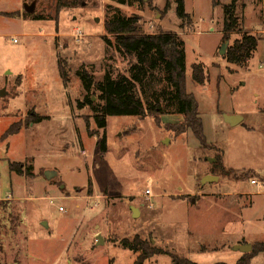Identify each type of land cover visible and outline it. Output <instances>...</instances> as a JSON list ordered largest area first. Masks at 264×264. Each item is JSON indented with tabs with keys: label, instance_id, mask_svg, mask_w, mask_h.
Segmentation results:
<instances>
[{
	"label": "rangeland",
	"instance_id": "1",
	"mask_svg": "<svg viewBox=\"0 0 264 264\" xmlns=\"http://www.w3.org/2000/svg\"><path fill=\"white\" fill-rule=\"evenodd\" d=\"M56 1L0 0V12L19 14L0 13V264H134L137 254L120 240L136 235L199 264H237L251 253L235 250L237 243H264V0L241 1L239 15L260 40L246 66L220 54L224 10L214 0H185L193 22L184 27L175 0H78L58 19ZM34 2V12L26 10ZM116 13L141 16L145 33L175 31L185 39L187 89L208 142L192 130H170L184 120L170 108L160 124L151 116H108L103 151L105 129L90 105L79 107L87 94L79 71L96 80L107 70L127 74L134 58L116 52L105 30ZM78 27L81 40L73 36ZM241 36L233 34L228 48ZM195 63L206 68L204 85L193 81ZM166 86L148 88L149 96ZM31 111L48 118L30 123ZM225 115L243 121L232 125ZM12 124L22 129L4 138ZM219 158L225 171L214 167ZM13 162L31 173L12 171ZM208 174L220 179L203 183ZM144 264H172V256ZM251 264H264V252Z\"/></svg>",
	"mask_w": 264,
	"mask_h": 264
},
{
	"label": "trees",
	"instance_id": "2",
	"mask_svg": "<svg viewBox=\"0 0 264 264\" xmlns=\"http://www.w3.org/2000/svg\"><path fill=\"white\" fill-rule=\"evenodd\" d=\"M117 1L121 4H134L140 0ZM238 1L231 0L228 4H222L224 10L222 29L224 41H229L233 33L243 32L244 18L237 13ZM56 2L57 19L62 9L78 5V0H57ZM175 2L176 13L182 23L181 26L184 27L186 24L192 23L193 17L186 10V1L175 0ZM214 5L218 6L221 3L214 0ZM169 7L170 4L168 3L166 9H169ZM2 14L9 17L19 15L17 12H3ZM34 17L45 18L42 15H34ZM141 20L142 17L139 15L126 16L123 13H116L105 21L107 34L115 37L113 45L108 35H105L104 38L107 44L111 47L114 46L116 52L122 56L134 58V62L130 64L127 74H119L114 77L113 72L107 70L100 80H96L85 67L82 68L79 75L83 80L87 94L85 100L79 102V107L85 108L90 105L93 118L98 127L105 129L102 139L103 151L107 149L106 127L108 116H137L142 119L151 116L159 123L161 116L172 111L169 110L170 108H174L175 113L183 115L184 120L181 124L176 125V128L169 126V129L174 130L177 134L192 130L201 143L205 144L207 140L199 102L196 96L188 92L187 89L185 39L175 31L145 33L141 28ZM259 41L256 35L243 32L241 38L237 39L227 49L223 57L229 63L246 66L258 50ZM192 70L194 83L204 85L208 80L204 64L195 63ZM59 71L63 83L67 87L70 77L61 60ZM164 81L167 82L166 88L155 91L152 97L149 96L148 88ZM91 92L97 95V102L92 100ZM30 116V123L41 122L48 118L43 115H33V111L30 112ZM21 129V126L15 127L12 124L6 131L4 138L19 132ZM214 167L225 171L221 158L217 160ZM10 169L20 175L31 173V167L25 172L22 169V164L18 162L10 163ZM120 243L123 247L129 248L137 254L134 264H144L148 259L161 253L171 254L172 264H199L189 258L166 251L140 235H136L133 240L124 238L120 240ZM261 252H264V243L255 245L251 253L246 257H242L237 264H251L253 257Z\"/></svg>",
	"mask_w": 264,
	"mask_h": 264
},
{
	"label": "water",
	"instance_id": "3",
	"mask_svg": "<svg viewBox=\"0 0 264 264\" xmlns=\"http://www.w3.org/2000/svg\"><path fill=\"white\" fill-rule=\"evenodd\" d=\"M36 6V2L32 3V5H28L26 4V10L30 11V12H34V8ZM228 45H229V41H226L221 50H220V54L225 56L226 52H227V48H228ZM6 91H4L5 93ZM225 118H226V121L229 122L230 124L232 125H236V124H239L240 122L243 121V117L240 116V115H225ZM216 160L215 159H211V162H215ZM47 175H50V176H57L58 173L56 171H48L47 172ZM220 177L219 176H215V175H212V174H208L205 176L204 180H203V183H208V182H213L215 180H219ZM133 210H134V216H138L140 214V211L137 209V208H134L133 207ZM98 243L99 244H102L104 243V239H103V236L102 235H99L98 236ZM235 250H239V251H242L243 253H248V252H251L253 250V245L250 244V243H244V244H237L235 247H234Z\"/></svg>",
	"mask_w": 264,
	"mask_h": 264
},
{
	"label": "crops",
	"instance_id": "4",
	"mask_svg": "<svg viewBox=\"0 0 264 264\" xmlns=\"http://www.w3.org/2000/svg\"><path fill=\"white\" fill-rule=\"evenodd\" d=\"M216 1H218V2H220L221 4H223L220 0H216ZM241 1L242 0H239L238 1V11H237V13L239 14V11H240V6H241ZM230 2H231V0H230ZM229 2V3H230ZM175 3V5H176V2H174ZM224 4H228V3H224ZM219 6V5H218ZM221 6V5H220ZM246 4H245V7L244 8H242L243 10L242 11H244L245 10V8H246ZM0 13H3V12H0ZM189 13V12H188ZM191 14V13H190ZM192 15V14H191ZM239 16H241V15H239ZM241 17H243L244 18V23H243V28H244V30L246 31V32H248V29L246 28V26H245V15H244V12H243V15L241 16ZM223 20H224V18H223ZM211 31L214 29V27L213 26H211ZM222 29H223V21H222ZM222 29L219 31V32H221V34L223 35V31H222ZM245 31H243V32H245ZM243 32H236V33H233V34H241L242 35V33ZM179 33V32H178ZM248 33H250V32H248ZM180 34V33H179ZM232 34V35H233ZM252 34V33H251ZM260 46V45H259ZM259 46H258V48H259ZM256 53V52H255ZM254 57V56H253ZM252 60V59H251ZM250 60V61H251ZM251 63V62H250ZM231 64H233V63H231ZM251 68V64H250V66H249V69ZM237 244H244V243H237Z\"/></svg>",
	"mask_w": 264,
	"mask_h": 264
},
{
	"label": "built area",
	"instance_id": "5",
	"mask_svg": "<svg viewBox=\"0 0 264 264\" xmlns=\"http://www.w3.org/2000/svg\"><path fill=\"white\" fill-rule=\"evenodd\" d=\"M73 36H74L77 40H81V39L84 37V33H83L82 29L78 27V28L74 29V31H73ZM15 41H16V40H15ZM261 65L264 67V61L261 63ZM252 183H253V184H257V185L261 184L260 182H258V181H256V180H252ZM8 198H10V197H8Z\"/></svg>",
	"mask_w": 264,
	"mask_h": 264
}]
</instances>
